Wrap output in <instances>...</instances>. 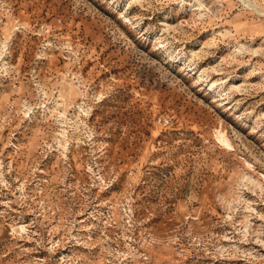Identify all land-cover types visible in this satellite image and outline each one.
Returning <instances> with one entry per match:
<instances>
[{
	"label": "rangeland",
	"instance_id": "1",
	"mask_svg": "<svg viewBox=\"0 0 264 264\" xmlns=\"http://www.w3.org/2000/svg\"><path fill=\"white\" fill-rule=\"evenodd\" d=\"M251 2L0 0V264H264Z\"/></svg>",
	"mask_w": 264,
	"mask_h": 264
},
{
	"label": "bare ground",
	"instance_id": "2",
	"mask_svg": "<svg viewBox=\"0 0 264 264\" xmlns=\"http://www.w3.org/2000/svg\"><path fill=\"white\" fill-rule=\"evenodd\" d=\"M242 1L245 2V3H247V4L250 5V6H254L253 3L251 2V0H242ZM263 2H264V0H263ZM247 4H246V5H247ZM257 4H258V3H257ZM257 7H258V6H256V8H257ZM254 9H255V8H254ZM256 10H257V9H255V11H256ZM260 11H261V10H260ZM260 11H259V12H260ZM263 13H264V10H263Z\"/></svg>",
	"mask_w": 264,
	"mask_h": 264
}]
</instances>
